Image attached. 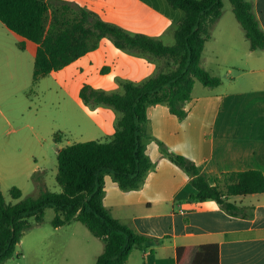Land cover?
I'll return each mask as SVG.
<instances>
[{
	"label": "crops",
	"instance_id": "obj_1",
	"mask_svg": "<svg viewBox=\"0 0 264 264\" xmlns=\"http://www.w3.org/2000/svg\"><path fill=\"white\" fill-rule=\"evenodd\" d=\"M67 1L87 8L129 34H144L166 46L174 45V33L184 16L165 0ZM247 1L252 2L264 32V0ZM224 16L223 8L202 56V66L219 77L221 85L200 87L195 83L192 99L183 105L185 117L172 115L166 104L150 105L153 115L150 106L147 108V136L164 142L167 149L163 155L156 145L150 151L152 157L148 156L152 166L147 174L154 166L157 179L150 185H142L146 182L143 180L139 187L121 193L118 182L107 187L105 175L103 203L112 217L139 235L160 240L135 249L126 264H177V248L207 244L219 246L220 264H264V193L231 199L252 213L249 218H241L227 214L215 201L193 200L196 192L190 175L181 186L175 182L177 174L185 172L174 161L175 155L193 161L208 178L249 170L264 175V50L251 51L237 19L225 20ZM5 28L17 42L19 53L0 57V79L5 72L11 77L15 76L14 71L26 75L29 71L33 83L38 45L10 31L0 21V32ZM159 65L157 60L122 51L110 39L103 38L95 50L52 72L38 85L54 102L56 110L51 118L59 131L84 138L67 145L103 142L112 139L119 115L103 105L87 106L80 98L81 89L88 85L118 92L121 81L141 83L152 77ZM62 136L59 134V142ZM64 147L61 144L59 149ZM38 168V164L27 167L21 174L31 180ZM36 225L40 224L33 228ZM92 236L95 239L86 237L72 243L80 246L75 258L83 264H95L105 250L103 239Z\"/></svg>",
	"mask_w": 264,
	"mask_h": 264
},
{
	"label": "trees",
	"instance_id": "obj_2",
	"mask_svg": "<svg viewBox=\"0 0 264 264\" xmlns=\"http://www.w3.org/2000/svg\"><path fill=\"white\" fill-rule=\"evenodd\" d=\"M165 1L184 14L174 33L173 46L144 34H129L67 0H0V21L10 31L38 45L34 85L95 50L103 38L110 39L122 51L160 63L156 73L141 83L121 81L118 92L96 90L88 85L81 89L80 98L87 106L110 107L119 118L111 140L78 142L58 151L59 194L43 192L38 198H23V192L13 187L10 195L19 202L11 204L0 190V264L14 257L23 236L33 228L29 218L41 224L47 208L56 211L52 221L55 228L79 221L95 237L103 239L105 250L95 264H126L135 249L160 242L135 233L112 217L103 203L105 175L112 173L123 190L139 187L152 166L143 144L147 137L148 106L166 104L172 115L185 117L183 105L192 99L197 81L206 87L221 85L222 80L202 66V56L224 8V0ZM230 2L250 50H264V32L252 2ZM54 139L59 142V134ZM173 159L191 176L196 192L193 200L215 201L231 216L251 217L247 208L231 199L264 193L262 172L249 170L208 178L190 159L181 155ZM32 180L37 185L41 179L34 173ZM177 264H220L219 246L179 247Z\"/></svg>",
	"mask_w": 264,
	"mask_h": 264
},
{
	"label": "rangeland",
	"instance_id": "obj_3",
	"mask_svg": "<svg viewBox=\"0 0 264 264\" xmlns=\"http://www.w3.org/2000/svg\"><path fill=\"white\" fill-rule=\"evenodd\" d=\"M224 14L225 20L231 18L236 21L230 0H224ZM238 27L239 36H242V28L239 25ZM165 42L168 43L169 40ZM18 49V44L12 34L6 28L2 30L0 32V57L15 56L17 54L14 52L19 53ZM14 73L15 76L13 74L8 77V73L5 72L3 79H0V190L6 202L11 204L19 202V200H13L10 195L13 187L23 192V198L28 196L38 198L43 192L59 194L61 187L56 181L59 146L61 144L67 146L69 142L84 139L59 131L57 122L51 118L52 112L56 110L54 102L38 84L32 83L29 71L28 77L25 72L14 71ZM196 83L200 87L203 85L198 81ZM150 111L153 115L151 106ZM32 126L34 128H31ZM149 130L152 131V128L149 127ZM55 134L63 135L61 142L54 140ZM143 144L147 157H150V151L156 145L161 150V154H167L165 143L153 137H145ZM36 164L39 168L35 173L41 179L40 184L37 185L32 179L28 180L27 176L21 174L25 168ZM153 167L152 171L144 177L146 182L143 181L142 185L145 183L150 185L157 179L158 176ZM184 171L183 175L177 174L176 176L175 182L178 186H181L189 177L188 172ZM113 183H117L114 175L107 173V187L109 188ZM119 191L124 193L121 188ZM108 204L109 199L106 201V207ZM55 215L56 211L53 208H47L43 222L25 233L14 257L3 264H83L75 258V255L77 256L80 252V246H74L72 243L84 241L86 237L95 238L79 221H74L62 228H55L52 224ZM29 221L36 224L33 217L29 218ZM67 243L71 244L67 246Z\"/></svg>",
	"mask_w": 264,
	"mask_h": 264
}]
</instances>
